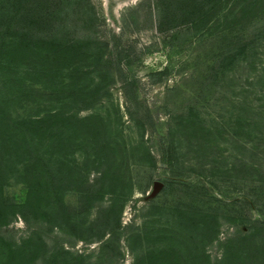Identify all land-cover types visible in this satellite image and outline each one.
<instances>
[{"label": "rangeland", "instance_id": "1", "mask_svg": "<svg viewBox=\"0 0 264 264\" xmlns=\"http://www.w3.org/2000/svg\"><path fill=\"white\" fill-rule=\"evenodd\" d=\"M36 1L20 14L54 30L58 0ZM83 2L91 19L75 2L56 32L84 54L51 77L82 76L69 111L86 118L72 139L0 150V236L17 248L1 241L0 264H264V0ZM37 78L12 116L71 101Z\"/></svg>", "mask_w": 264, "mask_h": 264}, {"label": "trees", "instance_id": "2", "mask_svg": "<svg viewBox=\"0 0 264 264\" xmlns=\"http://www.w3.org/2000/svg\"><path fill=\"white\" fill-rule=\"evenodd\" d=\"M24 0H0V150L2 154L15 147L16 140H19L20 134L28 138L42 139L46 135L64 137L72 139L76 132L77 123L82 122L86 117H78L75 112L69 111L80 104L79 108L86 106V91L84 84L81 83L82 76L74 75L69 78V82H59L55 77H51L56 69L65 62H70L76 58L82 57L84 52L78 49L82 37L79 39L58 38L56 31L67 32L74 23L66 18L68 6L77 2V19L81 24L91 19L83 0H58L52 9L51 19L57 21L54 30L46 29L39 25V17L36 15L23 16L20 14L21 2ZM35 4L39 1L35 0ZM63 13V14H60ZM7 15L12 17L6 18ZM59 15V16H57ZM65 15V16H64ZM74 22V20L72 21ZM6 24L11 25L7 26ZM59 24V26H58ZM15 25L16 27H12ZM12 27V28H11ZM60 30H59V28ZM11 28V29H10ZM43 34V35H41ZM78 43V44H77ZM77 44V45H76ZM62 53V57H57ZM31 63L24 73L18 71L21 65ZM70 71V70H69ZM37 74L43 82L49 81V84L58 89L54 92L56 99L64 97L68 99L56 105V109L47 110L42 115L12 116L10 111L15 105L31 92L39 93L37 88L27 86L24 82L26 76ZM63 80V79H59ZM72 85V86H71ZM43 89L48 88L47 83H42ZM84 88V89H83ZM37 91H34V90ZM69 89V90H68ZM73 96H70L71 94ZM42 94L52 95V91L40 92ZM60 123L55 130L51 129L54 124ZM21 127L22 131H17ZM75 130V131H74ZM264 135V134H263ZM264 137V136H263ZM6 145H9L7 149ZM34 195V194H32ZM26 203H28L26 201ZM24 204V203H23ZM13 212V211H12ZM23 220H26L24 212L17 211ZM14 213V212H13ZM16 213V211H15ZM7 222V221H4ZM3 232V231H0ZM4 236H0V242H4ZM9 252L14 253L17 248L11 245L10 241L5 243ZM44 254H39L33 259H28L27 264H43Z\"/></svg>", "mask_w": 264, "mask_h": 264}]
</instances>
